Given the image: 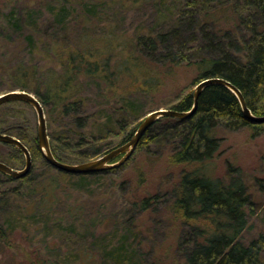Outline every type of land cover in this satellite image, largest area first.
Segmentation results:
<instances>
[{
  "label": "trees",
  "instance_id": "16d2710c",
  "mask_svg": "<svg viewBox=\"0 0 264 264\" xmlns=\"http://www.w3.org/2000/svg\"><path fill=\"white\" fill-rule=\"evenodd\" d=\"M54 1L57 4L53 7L54 21L46 28L49 36L43 44L44 51L55 58V71L48 74L50 70L42 71L39 63L28 59L27 54H33L39 48V40L34 31H25L22 26L37 12L28 9L26 15L17 6L3 14L6 27H0V37L13 41L16 36L23 35L24 57L11 64L0 61V71L8 72L7 77L11 81L4 89L28 90L43 103L48 113L51 146L56 158L82 162L97 158L128 141L137 129V122L131 118L140 106L136 99L131 98V92L124 89L117 94L124 101L109 110L103 106L109 105V101H105L110 96L109 88L124 80L125 87L157 90L165 86L166 77L178 65L195 66L197 73L193 87L186 86L176 97H171L165 104L167 107L190 110L194 105L196 85L204 79L216 77L236 86L255 115H264V0H151L156 9V21L167 27L155 33L156 27H138L126 40L115 45L110 39L101 49L90 45L93 42L84 44V39H93L86 28L80 36L72 34L67 27L70 21L76 22L75 26L81 24L79 18L87 23L92 13L90 10L106 6L104 0ZM131 1L132 5L140 1L150 2ZM112 17L110 15L107 19L112 20ZM61 25L65 29L60 28ZM82 25L86 27L84 23ZM93 87L103 100L102 107L90 113L84 108L91 99L88 90ZM33 109L29 103L19 100L1 105L0 131L18 136L29 147L33 160L42 159L54 168L44 158L36 128L27 117L28 111ZM63 118L70 120L69 125L56 123ZM245 125L255 126L257 134L264 129V123L246 119L242 104L230 87L210 83L200 93L192 116L183 119L169 115L161 117L148 128L136 148L148 151L151 145L164 146L170 151L173 163L204 164L220 147V138L215 133L218 126L236 130ZM3 147L9 153L0 155V160L14 167L24 163L25 155L20 148L0 142V149ZM32 169L21 178L0 173L8 179L27 182ZM78 176L81 180L88 177L86 174ZM5 182L6 179L0 177V203H4L0 206V213L8 210L4 205L11 201L12 195L21 194L23 186L3 188ZM48 182H41L45 190L42 199L54 195V190L48 186L51 181ZM31 190L38 191V187ZM173 193V212L180 213L187 221L204 222L195 227L193 240L190 237L181 242L179 252L182 250L185 258L182 264H260L264 234L249 242L241 239L248 225V208L253 202L247 185L240 177L225 181L198 168L184 170ZM153 198L143 197L139 207L145 210ZM44 200L41 202L46 204ZM5 224L6 221L0 222V241L9 242ZM127 230V236L107 255L119 263L141 264V259L135 257L127 243L132 229Z\"/></svg>",
  "mask_w": 264,
  "mask_h": 264
},
{
  "label": "rangeland",
  "instance_id": "374dc122",
  "mask_svg": "<svg viewBox=\"0 0 264 264\" xmlns=\"http://www.w3.org/2000/svg\"><path fill=\"white\" fill-rule=\"evenodd\" d=\"M111 1L104 0L106 6L97 7V11L91 9L87 23L79 18L86 27H82V23L75 26L76 22L70 21L67 30L81 36L86 28L93 39H84V44L93 42L90 45L101 49L110 39L115 45L126 40L138 27H156L154 33L167 27L156 21V9L151 0L146 4L140 1L134 5L131 0ZM124 3L127 4L124 6ZM56 5L54 0H0V27H6L3 14L11 7L17 6L24 14L28 9L37 12L33 18L24 21L22 29L34 31L39 40V48L33 54L28 53V59L39 63L42 71L50 70L48 74L55 71L57 63L52 55L44 51L43 41L49 36L46 28L54 21L53 7ZM79 11L82 12V9ZM110 15H113L112 20L107 19ZM39 16L41 18H36ZM60 28L65 29L63 25ZM24 45L23 35L16 36L13 41L0 37V61H9L11 64L19 57H24ZM196 73L195 66L178 65L166 77L165 86L157 90L151 87H140L137 90L134 86L125 87L122 80L118 86L113 87L114 90L109 88L110 100H105L109 101V105L103 106L109 107V110L115 105L120 106L124 100L117 94L128 89L131 98L136 99L140 106L131 118L139 126L152 110L172 109L165 104L186 86L193 87ZM8 74L0 71V94L13 90L4 89L11 82ZM88 92L91 99L84 109L93 113L102 107L103 99L97 95L95 87ZM27 117L37 131L35 109L28 111ZM46 117L48 120L47 110ZM69 121L63 118L56 123L65 126L69 125ZM260 131L257 134V128L252 125L236 130L218 126L215 133L220 138V147L214 157L204 164L173 163L166 147L151 145L148 151L135 148L117 168L88 173L84 180L79 178V174H62L61 170L49 167L42 159L33 160L32 175L27 182L8 179L0 173V177L6 179L3 188L23 185L20 188L21 194H15L16 197L12 195L11 201L4 205L8 210L0 213V222L6 221L5 228L10 238L9 242L0 241V264H123L108 256L107 252L120 244L129 228L132 233L127 243L135 257L141 259V264H182L185 258L184 252H179L181 242L190 237L193 240L195 227L204 222L187 221L180 213L173 212V192L181 172L194 168L225 181L234 176L240 177L247 185L253 204L248 208V225L241 239L249 242L259 234H264V129ZM7 153V148L0 149V155ZM118 156L113 157L110 163L116 162L113 159ZM24 166L25 161L17 168ZM42 180L45 183L51 181L48 186L54 190V195H49L48 199L46 196L42 199L45 193ZM55 183L57 185L54 187ZM35 186L38 191L31 190ZM143 197H154L145 210L139 207ZM43 200L46 204L41 202ZM1 203L0 206L4 204ZM260 264H264V250Z\"/></svg>",
  "mask_w": 264,
  "mask_h": 264
},
{
  "label": "water",
  "instance_id": "95a60500",
  "mask_svg": "<svg viewBox=\"0 0 264 264\" xmlns=\"http://www.w3.org/2000/svg\"><path fill=\"white\" fill-rule=\"evenodd\" d=\"M221 83L228 87H230L238 96L246 119L253 123H264V115H255L250 108L246 104V100L241 93V91L234 86L231 82L227 81L223 78H207L200 81L195 88L194 92V105L190 110L187 111H179L175 109L169 108H158L152 110L148 113V115L142 120L141 124L136 129L134 135L125 143L113 148L109 152L104 153L103 155L90 159L88 161L83 162H66L62 161L54 155L51 146V139L49 134L48 128V120L46 117V110L43 103L40 99L33 93L28 90H19L13 89L0 94V105L20 100L29 103L32 105L37 113V136H38V145L42 150L43 156L48 163H50L53 167L57 168L58 170L65 171L67 173H74V174H88L94 173L106 169H110L112 167H117L124 163L129 156L132 154L134 149L137 147L141 137L145 134L148 128L159 118L162 116H175L179 118H187L192 116L198 106V98L202 90L210 83ZM0 141L5 143H10L16 145L20 148L25 155V166L22 168H17L14 166L9 165L8 163L0 160V171L11 175L16 178L25 177L28 175L32 169L33 165V157L29 147L17 136L4 133L0 131ZM124 154L121 159L114 163H110V160L117 156Z\"/></svg>",
  "mask_w": 264,
  "mask_h": 264
}]
</instances>
